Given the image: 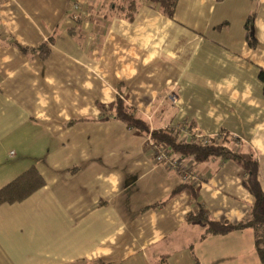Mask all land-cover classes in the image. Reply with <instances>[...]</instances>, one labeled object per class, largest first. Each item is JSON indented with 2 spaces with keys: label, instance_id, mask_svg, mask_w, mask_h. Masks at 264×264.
Wrapping results in <instances>:
<instances>
[{
  "label": "crops",
  "instance_id": "obj_1",
  "mask_svg": "<svg viewBox=\"0 0 264 264\" xmlns=\"http://www.w3.org/2000/svg\"><path fill=\"white\" fill-rule=\"evenodd\" d=\"M128 2L0 0V187L31 165L44 179L0 204V264H264L251 228L200 239L188 190L160 204L180 174L99 106L121 96L151 130H227L254 152L264 192V0H176L172 15L167 0H136L131 19ZM183 163L211 218L247 215L237 164Z\"/></svg>",
  "mask_w": 264,
  "mask_h": 264
},
{
  "label": "trees",
  "instance_id": "obj_2",
  "mask_svg": "<svg viewBox=\"0 0 264 264\" xmlns=\"http://www.w3.org/2000/svg\"><path fill=\"white\" fill-rule=\"evenodd\" d=\"M136 0H129L126 6V14L131 19L136 11L134 5ZM176 0H167L164 5L168 15H172ZM110 10L114 9L113 5ZM250 45H255V39L248 29L246 32ZM53 36L49 38L52 40ZM19 48L26 51L27 48L17 44ZM43 43L37 47L43 51L42 56H46L48 49ZM258 79L263 84L264 93V68L258 71ZM104 113L114 119H118L130 128H135L143 134H148L153 143L165 146L171 152L182 159H192L195 162H206L210 159L230 160L237 164L244 172L242 185L254 197L247 215L237 222L219 221L211 218L204 204L199 200L197 188L189 181H182L168 195L167 199L160 202L163 204L173 195L183 190H188L191 195V201L196 205L195 211H190L186 215V222L201 221L204 228L200 233V239L208 235L225 234L235 230L251 228L254 232V243L257 254L264 262V192L261 189L258 179V160L254 152L244 150L240 147V140L227 130H221L215 135H205L200 133L194 122L182 123L178 127H168L161 129H150L147 119L130 106L121 96L105 107L99 104ZM186 128L187 136L184 137L182 128ZM44 185V179L34 165L19 173L12 180L0 187V204L18 202Z\"/></svg>",
  "mask_w": 264,
  "mask_h": 264
},
{
  "label": "built area",
  "instance_id": "obj_3",
  "mask_svg": "<svg viewBox=\"0 0 264 264\" xmlns=\"http://www.w3.org/2000/svg\"><path fill=\"white\" fill-rule=\"evenodd\" d=\"M170 98L175 101L176 95L170 94ZM181 131L187 136L186 128H182ZM147 142L150 146L154 161L158 164L164 165L169 170L177 171L183 181H189L196 184L202 180V178L196 174L192 173L183 163V159L176 157L169 148L153 143L152 139L148 136Z\"/></svg>",
  "mask_w": 264,
  "mask_h": 264
},
{
  "label": "bare ground",
  "instance_id": "obj_4",
  "mask_svg": "<svg viewBox=\"0 0 264 264\" xmlns=\"http://www.w3.org/2000/svg\"><path fill=\"white\" fill-rule=\"evenodd\" d=\"M77 1V0H76Z\"/></svg>",
  "mask_w": 264,
  "mask_h": 264
}]
</instances>
